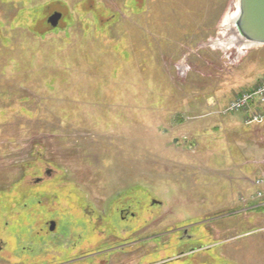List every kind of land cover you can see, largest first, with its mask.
<instances>
[{
	"label": "rangeland",
	"instance_id": "obj_1",
	"mask_svg": "<svg viewBox=\"0 0 264 264\" xmlns=\"http://www.w3.org/2000/svg\"><path fill=\"white\" fill-rule=\"evenodd\" d=\"M234 10V0H0V264H129L130 251L103 254L116 231L96 214L125 190L163 200L154 233L202 223L201 250L174 264H264V207L239 208L264 122L246 130L243 113L224 112L237 94L214 106L264 75V45L243 46L225 22ZM146 245L153 256L137 264L172 249L143 240L132 253Z\"/></svg>",
	"mask_w": 264,
	"mask_h": 264
},
{
	"label": "flooded vegetation",
	"instance_id": "obj_2",
	"mask_svg": "<svg viewBox=\"0 0 264 264\" xmlns=\"http://www.w3.org/2000/svg\"><path fill=\"white\" fill-rule=\"evenodd\" d=\"M165 192L167 193L169 191H165ZM83 196L85 198L86 196L85 192H83ZM110 200L109 199L106 200L107 202L105 203L104 208L98 209V211H96L98 217L100 216L104 217L105 219H108V221L111 222L105 224L104 226L114 227L116 231V233H114L113 235L114 237L113 239H115V246L104 248L102 251L103 254L113 253L115 251H121L122 253L130 251L129 253L130 256L128 255L130 257L129 264H137V262L140 261L139 258L144 257L145 258L144 260H146L148 259V257L153 256L149 252L151 247L149 245H146L147 252L140 257L136 255V252L132 253V251H139V249H141L139 243L145 240L146 244L151 243L153 246L162 245V247L165 249L169 246H172L171 252L165 253L158 259H154V260L150 259L146 264H174V263H178V261H180L183 257L185 256L189 257L190 255H193L197 251L201 250V246H199L201 245L200 244L201 233H198L197 229L200 230L201 228L200 226L202 223L197 224L196 221H193V222H188L184 225H176L173 226L172 228L167 227L166 228L167 230L165 229L161 233H154L153 231L149 230L150 227L152 228V226L159 227L160 225L163 224L161 220V215L167 209L164 206L163 200L153 196L151 193H149V191L130 190V192H127V190H125L119 194H115L114 200L111 201ZM84 202L87 206V213H91L90 211L91 206L89 203L90 201L84 200ZM168 202L170 203L169 199ZM109 206H112L110 213L108 212V210L110 209L108 208ZM92 212L95 213L94 211ZM169 213L170 212L167 211V214ZM113 218L114 220H117V222L119 223L118 225H115L112 222ZM208 219H212V218H208ZM143 225L145 226V229L148 231H146L145 236H139V234H136L135 232ZM54 229H55V221L51 220L49 222L48 231L52 232ZM141 238H145V239L141 240ZM186 242H189L188 243L189 246L187 248H183ZM137 245L139 246V249L137 248L138 247ZM129 247L130 249L125 250L126 248ZM210 247H207V249ZM119 257L122 256L119 255ZM83 259L88 260L89 258L84 257L78 259L77 261H82ZM75 261L76 260H74V262ZM124 262H127V259L124 260ZM186 262L189 261L186 260ZM119 263L121 264V259Z\"/></svg>",
	"mask_w": 264,
	"mask_h": 264
},
{
	"label": "built area",
	"instance_id": "obj_3",
	"mask_svg": "<svg viewBox=\"0 0 264 264\" xmlns=\"http://www.w3.org/2000/svg\"><path fill=\"white\" fill-rule=\"evenodd\" d=\"M224 112L243 113V122L246 125L262 124L264 122V77L230 100ZM250 183L252 191L248 199L253 203V207H264V172L253 177Z\"/></svg>",
	"mask_w": 264,
	"mask_h": 264
},
{
	"label": "water",
	"instance_id": "obj_4",
	"mask_svg": "<svg viewBox=\"0 0 264 264\" xmlns=\"http://www.w3.org/2000/svg\"><path fill=\"white\" fill-rule=\"evenodd\" d=\"M238 13L230 22L235 36L243 43L264 45V0H237ZM61 13L54 12L48 21L56 26ZM174 139L173 142H175Z\"/></svg>",
	"mask_w": 264,
	"mask_h": 264
},
{
	"label": "crops",
	"instance_id": "obj_5",
	"mask_svg": "<svg viewBox=\"0 0 264 264\" xmlns=\"http://www.w3.org/2000/svg\"><path fill=\"white\" fill-rule=\"evenodd\" d=\"M264 77V75L263 76H261V77H257V78H254V79H250V80H244L243 81V84H242V86H241V88H240V91H242V90H244V89H248V88H250V87H252L253 85H255L256 83H258L262 78ZM222 91V90H221ZM239 93V91H237V92H235V91H222V92H219L218 93V95H217V99H216V101H215V104H214V101H212V99H214V98H212L210 101L214 104V106H216L217 105V101H218V103H219V105L221 106L220 108H223L224 106H226V103L225 104H221V101H222V98H223V96L222 95H225V98H224V102H227L230 98H232V97H234L236 94H238ZM256 126V125H255ZM255 126H243L242 125V127L244 128V129H246V130H250V129H254V127ZM261 126V125H260ZM256 128V127H255ZM259 128V127H258ZM264 148V147H263ZM260 151V152H259ZM263 152H264V149H263ZM262 152V154H264ZM260 154H261V150H257V155L258 156H256V157H259L260 156ZM261 154V155H262ZM264 155L260 158V159H256L255 158V161H256V163H255V168H254V170H252L253 171V175H255V176H257L258 174H260L261 172H264ZM254 176V177H255ZM252 178L253 177H251L250 178V176L248 177V180H245L244 178H242V177H240V181H242V185L243 186H241V187H243L244 189H245V193H246V195H249V193L252 191V186H251V183H250V181L252 180ZM244 202V205H246L245 207L244 206H242V205H239L240 207L239 208H243L244 209V212H248V211H250V210H253V209H260V208H258V207H253V203H251V201L248 199V196H247V198H246V201H243ZM249 213H251V212H249ZM252 214V213H251ZM250 215V214H249ZM248 219L250 220V217L248 216ZM248 224L249 223H253L251 220L250 221H248L247 222ZM260 228V227H259ZM262 230H264V226H263V229Z\"/></svg>",
	"mask_w": 264,
	"mask_h": 264
},
{
	"label": "bare ground",
	"instance_id": "obj_6",
	"mask_svg": "<svg viewBox=\"0 0 264 264\" xmlns=\"http://www.w3.org/2000/svg\"><path fill=\"white\" fill-rule=\"evenodd\" d=\"M234 6H235V10L232 12H229L226 17H225V22H227V24H229L237 15L238 13V1L234 0ZM243 46H250L252 44L250 43H241ZM241 49V48H240Z\"/></svg>",
	"mask_w": 264,
	"mask_h": 264
},
{
	"label": "trees",
	"instance_id": "obj_7",
	"mask_svg": "<svg viewBox=\"0 0 264 264\" xmlns=\"http://www.w3.org/2000/svg\"><path fill=\"white\" fill-rule=\"evenodd\" d=\"M248 126H251V125H248Z\"/></svg>",
	"mask_w": 264,
	"mask_h": 264
}]
</instances>
